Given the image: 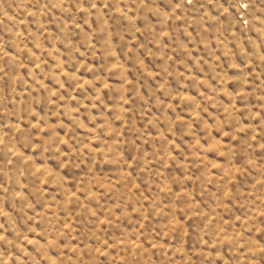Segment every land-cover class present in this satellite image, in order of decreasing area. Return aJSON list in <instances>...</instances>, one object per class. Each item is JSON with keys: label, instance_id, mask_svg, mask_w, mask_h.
Masks as SVG:
<instances>
[{"label": "rangeland", "instance_id": "rangeland-1", "mask_svg": "<svg viewBox=\"0 0 264 264\" xmlns=\"http://www.w3.org/2000/svg\"><path fill=\"white\" fill-rule=\"evenodd\" d=\"M0 264H264V0H0Z\"/></svg>", "mask_w": 264, "mask_h": 264}]
</instances>
